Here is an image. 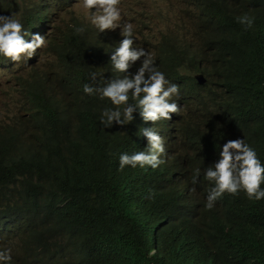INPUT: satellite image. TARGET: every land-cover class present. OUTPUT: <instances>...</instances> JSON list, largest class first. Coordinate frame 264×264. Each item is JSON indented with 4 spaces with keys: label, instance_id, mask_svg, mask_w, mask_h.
Segmentation results:
<instances>
[{
    "label": "trees",
    "instance_id": "trees-1",
    "mask_svg": "<svg viewBox=\"0 0 264 264\" xmlns=\"http://www.w3.org/2000/svg\"><path fill=\"white\" fill-rule=\"evenodd\" d=\"M245 14L254 18L247 30L237 22ZM187 18L193 43L165 41L157 64L198 116L196 156L214 165L220 147L239 138L264 165V0H194ZM189 72L202 73L206 83L195 86ZM70 73L82 77L73 66ZM6 118L0 246L11 249L12 264H264V199L226 193L210 213L200 199L208 184L200 174L195 185L190 181L196 193L170 179L167 188L138 186L131 205H105L102 179L87 181L96 173L92 163L76 150L53 151L44 122ZM103 132L108 157L137 147L128 141L131 123Z\"/></svg>",
    "mask_w": 264,
    "mask_h": 264
},
{
    "label": "clouds",
    "instance_id": "clouds-1",
    "mask_svg": "<svg viewBox=\"0 0 264 264\" xmlns=\"http://www.w3.org/2000/svg\"><path fill=\"white\" fill-rule=\"evenodd\" d=\"M143 1L0 0V68L32 71L18 84V97L1 107L8 113V123L12 118L44 122L53 151L76 150L95 166L96 173L87 181L102 179L105 205L117 206L119 201L131 205L135 188L150 182L167 188L170 179L196 193L190 181L195 185L200 174L208 182L200 199L210 213L219 211L227 194L243 192L249 200L264 199V165L243 139L225 142L214 165L196 156L191 134L200 124L198 116L182 87L166 78L157 64L165 41L193 43L191 25L187 37L162 36L152 55L135 43L141 35L138 27L121 22V13L128 10L146 21L162 17L160 12H138ZM164 1L185 14L194 6V0ZM84 9L98 31L78 14ZM237 22L247 30L254 18L245 14ZM106 30H120V35L103 33ZM95 36L106 39L103 47ZM40 59H46L48 66L39 71L35 66ZM70 66L82 77H72ZM188 74L195 86L206 83L202 73ZM198 75H203V83ZM128 123L132 124L128 141L136 149L116 158L106 156L103 129ZM10 253L0 246V264H12Z\"/></svg>",
    "mask_w": 264,
    "mask_h": 264
},
{
    "label": "rangeland",
    "instance_id": "rangeland-1",
    "mask_svg": "<svg viewBox=\"0 0 264 264\" xmlns=\"http://www.w3.org/2000/svg\"><path fill=\"white\" fill-rule=\"evenodd\" d=\"M74 7H77V4H74ZM137 11L142 13L149 12L152 14L160 12L162 14V17L146 21L142 18L132 17L129 10L125 11L124 14L121 13L122 24L131 23L133 28L138 27L137 33L140 32L141 35L135 37L136 45L138 47H143L152 55L153 46L157 45V42L162 36L175 34L180 37H187L189 35V21L187 20V14L170 7L164 0H144ZM9 13L10 11H8V14ZM78 14L83 16L89 28L96 29L90 22L87 10L84 9ZM43 33H46V31H43ZM103 33L115 34V37H118L120 35V30H106ZM47 66L48 62L46 59H40L36 64L35 69L40 71ZM31 74L32 71L28 68L17 70L0 68V119H4L8 115V113L5 115L1 109L2 105L10 103L11 100L18 97V84L28 79ZM139 137L142 139L141 135H139ZM7 240L11 241V238H8Z\"/></svg>",
    "mask_w": 264,
    "mask_h": 264
},
{
    "label": "water",
    "instance_id": "water-1",
    "mask_svg": "<svg viewBox=\"0 0 264 264\" xmlns=\"http://www.w3.org/2000/svg\"><path fill=\"white\" fill-rule=\"evenodd\" d=\"M197 80L199 81V83H203L205 81L203 75H198Z\"/></svg>",
    "mask_w": 264,
    "mask_h": 264
}]
</instances>
